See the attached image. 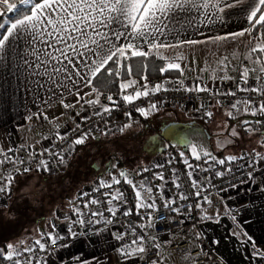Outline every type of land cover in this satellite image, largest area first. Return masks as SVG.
<instances>
[{
  "label": "crops",
  "instance_id": "0c3cea01",
  "mask_svg": "<svg viewBox=\"0 0 264 264\" xmlns=\"http://www.w3.org/2000/svg\"><path fill=\"white\" fill-rule=\"evenodd\" d=\"M251 2L252 0H240L239 3L237 0H224L221 7L228 3L234 7L216 13L220 19L212 17L205 20L203 9L200 13L194 11L182 18V28L178 25V30L171 33L166 29V35L159 36L157 42L193 46L195 44L185 41L195 40L198 41L196 44H199L220 36L226 37L220 40V43L233 44L240 37L232 38L231 34L250 27L247 16L251 10ZM115 27L119 28V25ZM45 30L51 29L47 25H41L35 34L23 30L14 32L0 49V161L9 155L48 150L64 131L96 108L97 103L89 102L98 100L99 95L97 91H93L95 87L89 84L92 78L85 63L87 61V64H91L95 57L84 48H79V51L84 53L83 56L69 49V59H65L58 51L64 49L65 44L56 43L54 47H49L52 40ZM5 35H8L7 30L3 36ZM126 42L122 40L117 43ZM224 53L226 57L222 58V61L230 63L234 59L233 52ZM231 63L216 70L218 76L214 81H204L198 85L212 94L211 103L215 113L225 110L226 114H232L231 117L238 119L243 116L248 122L257 121L256 128L250 125L253 130L245 133L241 131L239 139L250 148L249 152L257 154L259 161L264 163V115L252 116V110L246 109L243 104L232 108L231 105L238 99H226L229 96L226 93H235L238 85L241 89L249 85L256 86L258 72L249 71V85H244L241 72L236 73ZM209 76L213 78L214 74ZM225 76L230 79H222ZM164 81L182 83L179 80ZM189 88L195 89L192 86ZM183 110L169 114L178 117L181 114L194 116L188 110ZM259 123H263V127H260ZM99 141L95 135H91L83 144H75L64 173L32 169L16 178L11 196L0 206V264H3V256L9 251L7 244L14 245L18 252L37 240H42L56 228L62 233L72 234L73 240L69 245L60 247L42 258L38 264H142L145 261V252L134 253L132 257L126 256L124 252L144 247L146 244L156 254V260L149 264H191L186 256L168 251L170 241L178 238L165 234L149 235L150 220L137 221L136 227L129 231L108 229L85 235L72 233L68 220L71 218L73 210L70 208L75 204L74 199L81 188L80 185L85 182L84 186L99 178L101 163L94 154L93 145ZM10 148L11 152L8 151ZM82 160L86 168L85 174L81 172L79 179L84 181L74 188H67L68 191L63 192L53 205L48 202L51 210L50 207L47 208L31 226L18 227L11 221L10 207L17 195H32L40 191L43 184L55 178H61L58 184H65L68 182L66 177L72 176L68 174L71 164L75 162L80 165ZM74 170L72 167L73 174ZM198 234L222 264H264V169L258 170L251 183L245 187L207 200L203 206Z\"/></svg>",
  "mask_w": 264,
  "mask_h": 264
},
{
  "label": "built area",
  "instance_id": "2783aa9c",
  "mask_svg": "<svg viewBox=\"0 0 264 264\" xmlns=\"http://www.w3.org/2000/svg\"><path fill=\"white\" fill-rule=\"evenodd\" d=\"M242 66L247 67L248 64L243 63ZM144 84H147L149 89L157 84L163 85V88L149 96L140 97L133 104H126L122 99L123 95L132 94L133 88H129L127 92H121L119 85L118 90L113 93L103 92L98 96L95 110L64 131L48 150L29 151L9 155L8 159L4 158L3 163L0 164V185L7 183L8 189L0 193V206L7 197L11 196L16 178L24 172V168L48 169L53 172L64 171L67 157L74 148V141L78 138L91 135L105 138L125 128L126 124L145 125L154 111L156 113L183 108L202 119H207L208 114L212 113L213 96L207 91L197 92L192 88L173 82L169 83L158 77L137 83L136 87L143 90L142 85ZM260 84H264V74L259 72L256 86ZM108 96L112 97V101L108 100ZM249 96L253 98L251 110L259 105L264 106V95L257 96L247 91L236 90L234 95H229L226 99L243 100ZM153 104L156 105L155 109L152 108ZM104 107L111 111L104 112ZM137 108L145 109L147 115H141ZM213 157L196 160L184 151L170 146L162 157L127 176L135 185L138 186L140 182H143L145 187L151 189L150 194L141 191L145 204H155V210L135 207V193L131 185L124 183L123 177H116L121 180V183L112 184L110 188H102L100 183L104 181L111 184V177H99L82 186L74 199L75 210L68 220L72 233L85 235L108 229L129 231L136 227L137 221L150 220L151 226L148 230L150 236L165 234L171 238H178L170 241L168 245V251L171 253L186 256L191 264H222L218 256L206 247L202 237L198 234L203 206L213 196L226 194L251 183L254 174L264 169V163L259 161L257 154L249 151L234 156ZM228 157H235V159L229 160ZM41 161H44V164H41ZM218 161H224V163L221 164ZM189 173L192 174L191 178ZM8 174L13 177L11 183L5 179ZM160 174L163 175V179H157ZM193 182L197 187H193ZM117 193L122 194L123 200L112 201L109 204L111 197ZM181 196L185 198L181 199ZM91 200H97L98 203L91 204L89 203ZM86 203H88L87 208L84 207ZM109 208H113L115 214L109 212ZM125 211L129 215L125 216ZM93 212L97 215L93 216ZM72 240V234L62 233L56 228L40 240V243L45 246L44 250H40L35 242L16 252L18 255H14L12 260L4 259L2 263L15 264L19 261L20 264H38L42 258L60 247L69 245ZM144 248L145 261L142 264L155 261L156 254L150 246L146 244Z\"/></svg>",
  "mask_w": 264,
  "mask_h": 264
},
{
  "label": "snow or ice",
  "instance_id": "6c2138e0",
  "mask_svg": "<svg viewBox=\"0 0 264 264\" xmlns=\"http://www.w3.org/2000/svg\"><path fill=\"white\" fill-rule=\"evenodd\" d=\"M239 2L240 0H237V3ZM223 3L224 0H42V2L39 3H37L36 0H0V16L15 12L16 15L20 17L7 29L8 35L0 39V49L5 46V41L9 40L14 32L23 30L35 34L36 30L39 29L41 25H47L48 28L51 29L50 31L45 30L46 35L51 37L52 40L49 47H54L56 43L65 44L64 49H58L65 59H69V49L77 53V55L83 56L84 53L80 52L79 48H84L95 57V59L91 61V64H87V61H85L92 79H95L102 71H106L108 76L115 75L119 78L122 69L127 72L128 76H132L133 65L128 62L136 58H143V60L146 61L151 56L165 61L159 68L161 74H163L172 69L179 70L180 64L176 61L182 59V57L177 56L175 60H169L164 56L160 51L161 49L166 50L167 48H175L179 45L162 41L157 42L158 37L165 36L166 29L171 33L172 31L178 30V25L182 28V18L190 15L194 11L200 13L201 9H203L204 12L202 15L205 20H210L212 17L220 19L216 13H221L224 12L226 8L234 7L231 3L221 7ZM250 8L251 10L247 16L250 27L240 32L232 33V38L243 37L245 34L252 36L253 29H256L257 26H260V29H264V0H252ZM29 12L30 14H28ZM201 22L203 23V21ZM190 23L191 21H189V24ZM116 25H119V28L115 27ZM4 27V24H0V28ZM105 29L109 31H105ZM260 29H257L259 34L254 37L256 40H261V36L264 35V33L260 32ZM214 39L220 41L226 39V37L217 36ZM122 40L127 42L117 43ZM69 41H77L78 43H69ZM185 42L189 44L198 43V41L195 40H188ZM250 42L251 41H249V43ZM256 53L264 56V41L253 46L245 59H251L252 54ZM254 62L257 65H262L258 70L261 74H264V59H256ZM110 63L116 65L115 70L109 67ZM57 71H60V69H57ZM249 71V69L245 68L240 73L244 85H249ZM77 75H79V73H77ZM92 79L89 80V84L92 83ZM141 79L147 78L142 76ZM222 79H230V77L225 76ZM136 84L137 81L135 79L126 80L120 84L121 92H127L129 88L134 89L132 94L123 95L122 99L126 104H133L134 101L140 97L149 96L163 88V85L157 84L149 89L148 85L144 84L142 85L143 90H141V88L136 87ZM194 90L197 92L207 91L206 88H201L199 85H197ZM237 90L255 93L257 96H260L264 95V84H260L259 86L249 85L243 89L238 85ZM93 91L98 92V89L93 88ZM227 94L234 95L235 93L229 92ZM108 100L112 101V97L108 96ZM97 102L98 100L90 101L89 103L95 104ZM252 102L253 98L249 96L247 99L237 100L231 107L236 108L238 104H243L246 109H251ZM113 103L115 102L113 101ZM65 107H72V105H65ZM155 107L156 105L153 104L152 108L155 109ZM103 111L110 112L111 110L104 107ZM137 111H139L141 115H147L143 108H137ZM208 115L210 116L211 114L209 113ZM229 115L231 116L232 114L229 113ZM251 115H264V106L252 110ZM244 123H247V121H244ZM77 127H79V125H77ZM124 127L128 128L130 125L126 124ZM123 130L124 129H121V131ZM231 135L235 136L237 133L233 130ZM85 139H87L86 136L78 138L74 143L76 145L83 144ZM8 151L11 152L12 149L10 148ZM201 151L203 150L201 149ZM201 151L197 150V146H192V157L199 160ZM203 155L210 156L211 154L207 151H203ZM6 159L8 158L6 157ZM228 159L233 160L235 157H228ZM2 163L3 161H0V164ZM40 163L44 164V161ZM218 163L222 164L224 161H218ZM185 164H187V160H185ZM189 167L192 166L189 165ZM23 171L28 172L30 169L24 168ZM145 171H148V169H145ZM191 175L192 174L189 173L190 178ZM120 176L124 178V183L132 186L136 198L135 207L137 209L152 208L155 210V204H145V198L142 196V191L150 194V188L145 187L143 182H140L138 186L135 185L124 172H121ZM5 179L11 183L13 177L11 174H8ZM157 179H163V175L160 174L157 176ZM119 183H121V180L113 177L111 184L101 181L100 187L110 188L112 184ZM177 187H179V185H177ZM193 187H197L195 182H193ZM7 189V183L0 185V193L6 192ZM180 198L184 199L185 197L181 196ZM117 200H123L121 193L113 195L109 204ZM89 203L97 204L98 201L91 200ZM84 207L87 208L88 203H86ZM108 211L115 214L113 208H109ZM92 215L95 216L97 213L93 212ZM124 215L127 216L129 213L125 211ZM106 222L110 223V221ZM36 244L39 245L40 250H44L45 246L41 244L39 240L36 241ZM6 247L9 251L3 256L4 259L12 260L14 255H18L14 245L7 244ZM28 251H30V249H28ZM144 252L145 248L140 246L132 250H126L124 254L128 257H132L134 253ZM15 264H20V262L16 261Z\"/></svg>",
  "mask_w": 264,
  "mask_h": 264
},
{
  "label": "rangeland",
  "instance_id": "374dc122",
  "mask_svg": "<svg viewBox=\"0 0 264 264\" xmlns=\"http://www.w3.org/2000/svg\"><path fill=\"white\" fill-rule=\"evenodd\" d=\"M240 38L233 44L227 43L226 45V43L211 40L202 41L193 46L186 45L166 50L161 49V52L169 60H175L177 56L182 57V59L176 61L180 64L178 71L180 74L182 73L177 80L182 82L180 83L182 86L187 87L188 85L196 88L198 83L214 81L216 76H218L216 70L226 67L231 62L235 67L236 73L242 72L245 68L259 73L258 69L262 65H257L254 61L256 59H264V56L256 53L252 54L251 59H245V57L250 53L251 48L261 41L253 40L252 36L248 34ZM249 41L251 42L249 43ZM228 51L233 52L232 56L234 59L230 63H225L222 58L226 57L224 52L228 53ZM164 63L165 61L162 60V64ZM243 63H247L248 66L243 67ZM210 74H214L213 78L209 76ZM173 111L183 112L184 110L182 108L156 113L154 111L145 125L133 124L128 128H122L124 129L123 131L120 129L105 138H99L95 135L97 140L101 142L99 147H94V152L96 156L98 155L97 160L101 163L98 176L102 178L121 177V172L129 176L137 172L141 167L153 163L157 158L162 157L165 150L170 146L184 151L191 158H193L192 146H197L198 151L202 149L211 154L210 156H205L203 151H201L200 158L219 155L225 157L234 156L244 151H250V148L241 142L242 139H239L241 131L245 133L253 130L250 126L251 123L243 116L237 119L235 116L231 117L226 114L225 110L215 113L212 108L211 115L207 119H202L198 116H187L185 114H181L180 117L169 114ZM244 121H247V123H244ZM233 130L237 135H231ZM73 151L74 148L70 155H72ZM70 155L67 157V166ZM72 167L75 169V175ZM85 168L86 164L83 160L80 165L73 162L68 174L77 180L82 176L81 172L85 174ZM66 170L64 169L63 172ZM58 183L59 179L55 178L47 184H43L41 186L42 189L36 192L37 194L29 196L17 195L10 207L11 221L14 224L16 223L18 227L31 226L34 220L40 218L42 212L44 213L49 207L51 210L52 207L49 206L48 202L50 205L56 203L58 197L62 195V190H64L63 184L61 182L60 184ZM56 184L59 187H56ZM66 191H68L67 188H65L64 192ZM70 209L75 210V206Z\"/></svg>",
  "mask_w": 264,
  "mask_h": 264
},
{
  "label": "trees",
  "instance_id": "16d2710c",
  "mask_svg": "<svg viewBox=\"0 0 264 264\" xmlns=\"http://www.w3.org/2000/svg\"><path fill=\"white\" fill-rule=\"evenodd\" d=\"M42 0H36L37 3L41 2ZM30 13V12H29ZM28 13V14H29ZM11 18V19H10ZM20 17H18L16 15L15 12L13 13H6L3 16H0V24H4L5 27L4 28H0V39L2 38V36L4 35V33L7 30V27L10 23L14 22L16 19H18ZM257 29H260V26H257L256 29H253V35H252V39H254V37L256 35H258L259 33L257 32ZM261 33H264V29H260ZM258 41H264V35L261 36V40ZM258 55V54H257ZM129 64L133 65V75L132 76H128L127 72L125 70H121V75L119 78H117L115 75L113 76H108L106 71H102L101 74H99L95 79H92V85L98 89V95L106 92V93H113L115 91L118 90L119 85L122 82H125L126 80H132L135 79L137 81L138 84L142 83L144 80L146 79H141V77H146L147 79L149 78H154V77H158L161 79H166V80H177L178 78H180V72L178 70H169L163 74H161L159 68L160 66H162V60L157 59L155 56H151L148 60H143V58H136L134 60H131L128 62ZM146 66V67H145ZM109 67H111L113 70H115L116 65L110 63ZM257 121H251V125L256 128V123ZM260 127H263V123H259ZM101 142H95L93 145L95 147H99ZM97 150V149H96ZM95 154V152H94ZM96 156V154H95ZM98 157V155H97ZM67 168V165H66ZM65 168V169H66ZM62 173H64L62 171ZM71 177V178H70ZM60 179V178H57ZM66 180L68 182H66L65 184H63V188L65 190V188H74L77 185H80V183H82L83 181H80L79 179H73L72 176H68V178L66 177ZM77 182V183H76ZM76 183V184H75ZM85 183V182H84ZM82 183L80 185V187L83 186ZM56 187H59L58 184L55 185ZM64 190H62L61 193L64 192ZM39 191V190H38ZM37 194V193H34ZM45 213V212H44ZM36 221V220H35Z\"/></svg>",
  "mask_w": 264,
  "mask_h": 264
}]
</instances>
